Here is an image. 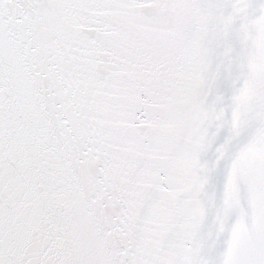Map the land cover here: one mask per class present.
Wrapping results in <instances>:
<instances>
[{
	"label": "snow or ice",
	"instance_id": "1",
	"mask_svg": "<svg viewBox=\"0 0 264 264\" xmlns=\"http://www.w3.org/2000/svg\"><path fill=\"white\" fill-rule=\"evenodd\" d=\"M0 264H264V0H0Z\"/></svg>",
	"mask_w": 264,
	"mask_h": 264
}]
</instances>
